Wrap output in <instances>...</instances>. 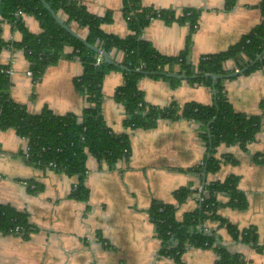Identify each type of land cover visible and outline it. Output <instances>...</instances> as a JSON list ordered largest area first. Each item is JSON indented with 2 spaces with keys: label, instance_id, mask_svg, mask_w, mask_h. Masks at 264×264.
<instances>
[{
  "label": "crops",
  "instance_id": "0c3cea01",
  "mask_svg": "<svg viewBox=\"0 0 264 264\" xmlns=\"http://www.w3.org/2000/svg\"><path fill=\"white\" fill-rule=\"evenodd\" d=\"M78 1L93 14L111 15V20L102 24L106 33L119 37L131 33L123 0ZM140 2L176 17L172 21L153 19L141 37L166 57H177L188 46L187 60L195 65L205 55L221 53L238 44L264 21L263 0H236L230 9L227 0ZM186 10L199 14L194 27L189 20H180ZM58 15L66 21L64 13ZM23 22L35 34L43 31L41 21L32 14L25 15ZM68 26L81 38H87L88 28L76 22ZM1 36L7 45L0 53V64L14 68L9 91L15 102L32 113H40L45 107L57 115L82 113L87 101L75 85V79L83 73L79 59L64 56L49 65L41 77H32L28 75L30 61L24 49L16 46L22 33L4 22ZM123 59L121 52L114 53L115 67L104 76L102 115L117 135H129L131 150L114 166L89 156L86 200L72 196L77 176L37 166L25 155L26 138L17 135L14 129L0 131V203L25 212L31 224L26 234L0 233V264H177L162 252L164 244L150 215L152 204H175L176 217L182 221L188 212L199 207V194L202 196L209 184L228 177L238 178V188L247 205L239 208L231 203L229 194L219 192L217 214L239 231L253 228L259 244L264 242V159L259 160V156L264 157V124L245 148L222 143L213 150L200 136L202 124L193 119L167 117L159 119L152 128H127L125 106L115 98L125 82V72L118 66ZM224 67L238 73L225 76L224 80L234 109L243 114L262 115L264 71L239 73L236 71L239 65L232 59ZM163 73L159 77L143 76L138 81L148 104L178 110L192 101L213 104L214 87L181 74L179 63L166 65ZM211 156L219 162L215 171L204 166ZM183 187L194 191L178 203L175 193ZM203 227L205 231L217 230L220 244L241 255L244 264H264V250L234 240L219 222L212 221ZM217 260L218 253L213 247H189L181 262L216 264Z\"/></svg>",
  "mask_w": 264,
  "mask_h": 264
},
{
  "label": "trees",
  "instance_id": "16d2710c",
  "mask_svg": "<svg viewBox=\"0 0 264 264\" xmlns=\"http://www.w3.org/2000/svg\"><path fill=\"white\" fill-rule=\"evenodd\" d=\"M57 13L67 16L66 23L76 22L80 27L88 28L86 40L93 46L102 49L112 59L114 53L124 55L118 65L125 72V82L115 93V98L125 106L127 128H152L159 119L182 117L202 124L200 134L208 148L213 150L217 145L240 144L246 147L260 132L264 124L262 115H248L237 112L231 104L225 90V76L236 74L225 69L229 59L239 65V73H249L264 69V21L246 34L242 40L228 50L209 54L200 58L195 65L188 62L189 47L177 57H166L157 52L152 43L142 38L143 30L155 18L168 21L175 20L173 13L158 11L141 4L140 0H123V10L131 33L126 37L108 34L102 29L104 22L111 20V15L93 14L78 0H47ZM236 0H227L230 9ZM264 10V0L262 2ZM18 9L36 16L42 24L43 31L31 32L17 16ZM199 14L186 10L180 18L189 20L194 27ZM178 19V18H177ZM9 22L22 33V40L16 46L24 49L30 61V69L36 78L41 77L49 65L61 58H77L82 62L83 73L75 79L76 88L85 96L87 106L81 114L68 113L57 115L48 107L40 113H32L26 106L15 102L10 93L11 76L0 71V131L14 129L17 135L28 140L29 160L40 167L55 168L71 176L78 177V183L72 196L86 200L88 189L85 186L86 162L89 156L105 160L110 166L127 157L130 153V138L127 133L113 132L105 123L102 115V83L108 69L114 64L105 62L96 65L97 52L87 47L80 39L62 27L42 4L40 0H3L0 5V53L7 45L1 36L2 24ZM70 48V52L66 49ZM179 63L180 73L195 77L197 81L213 86L215 100L205 105L188 102L181 110L174 108H157L148 104L138 81L143 76L159 77L164 74L165 66ZM115 65H117L115 63ZM142 66V67H141ZM141 67V69H139ZM1 68H5L0 64ZM207 74H218L223 77L213 83ZM259 156V160L263 161ZM55 163L56 166H49ZM218 160L211 156L206 161L209 171H215ZM32 185V184H31ZM202 192L199 207L188 212L182 221L176 217V205L154 202L150 208L151 219L156 226L158 237L164 246L162 252L177 264H182V256L189 247H213L218 253L216 264H244V259L232 253L220 244L217 230L205 231L204 224L212 221L224 226L234 240L251 244L259 251L264 250V242L259 244L253 228L239 231L235 225L217 214L216 196L219 192L230 195L231 203L245 208L247 201L238 188V178L228 177L223 182H214ZM194 190L183 187L176 191L178 203L184 202ZM22 227V234L31 229L28 215L18 209L0 203V233H8L17 226Z\"/></svg>",
  "mask_w": 264,
  "mask_h": 264
},
{
  "label": "water",
  "instance_id": "95a60500",
  "mask_svg": "<svg viewBox=\"0 0 264 264\" xmlns=\"http://www.w3.org/2000/svg\"><path fill=\"white\" fill-rule=\"evenodd\" d=\"M3 0H0V5L2 3ZM42 2V4L47 8V10L52 14V16L55 18V20L64 28H66V30L72 34L73 36H75L76 38L80 39L87 47L91 48L92 50H94L97 53H101L104 57V62L107 64H114V62L112 61V59L110 58V56L104 52L102 49L97 48L96 46L91 45L90 43H88V41L84 38H81L76 32H74L66 23V21L64 22L61 17H59V15L52 9V7L50 6V4L47 2V0H40ZM238 74V73H236ZM206 77L212 78L213 79V83L216 82L217 79L222 78V75H218V74H207L205 75ZM183 78L187 77V76H181Z\"/></svg>",
  "mask_w": 264,
  "mask_h": 264
},
{
  "label": "built area",
  "instance_id": "2783aa9c",
  "mask_svg": "<svg viewBox=\"0 0 264 264\" xmlns=\"http://www.w3.org/2000/svg\"><path fill=\"white\" fill-rule=\"evenodd\" d=\"M16 15L17 16H21V17H23L24 18V16L25 15H28L27 13H25V11L23 10V9H18V11L16 12ZM7 23H9V22H7ZM12 26H13V24L12 23H10ZM104 62V57H103V55L101 54V53H98V55H97V57H96V61H95V63H96V65H100L101 63H103ZM142 67V66H141ZM141 67L139 68V69H141ZM14 68H12V66H7V67H5V68H1V72H4L5 74H8L9 76H12L13 74H14V70H13ZM263 71H264V69H262ZM236 71L237 72H239L240 70L237 68L236 69ZM28 75L29 76H32V77H35L34 76V72L33 71H29L28 72ZM25 155H26V157H28L29 156V149H28V147L26 148V150H25ZM262 160L264 159V157H260ZM49 166H53V167H55L56 166V164L55 163H50L49 164ZM26 185H30L32 188L34 187V185H31V184H29L28 182H24ZM193 189V188H192ZM201 191V190H200ZM198 199L200 200V201H202V196L199 194V197H198ZM10 233H16V234H22V227H20V225L19 226H17L16 228H14V229H11L10 231H9Z\"/></svg>",
  "mask_w": 264,
  "mask_h": 264
}]
</instances>
